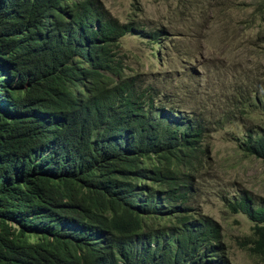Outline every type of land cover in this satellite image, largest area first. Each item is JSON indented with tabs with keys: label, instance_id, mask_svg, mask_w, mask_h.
I'll return each mask as SVG.
<instances>
[{
	"label": "trees",
	"instance_id": "1",
	"mask_svg": "<svg viewBox=\"0 0 264 264\" xmlns=\"http://www.w3.org/2000/svg\"><path fill=\"white\" fill-rule=\"evenodd\" d=\"M133 1L120 19L101 0H0V264H233L194 204L216 169L212 133L233 131L239 158L264 164V0H178L198 11L197 41L218 42L182 53L200 60L178 83L153 67L170 35ZM232 8L255 29L239 43L243 31L222 30ZM126 36L147 45L151 81ZM225 68L227 82L209 74ZM223 191L226 213L250 223L232 239L264 264V197Z\"/></svg>",
	"mask_w": 264,
	"mask_h": 264
},
{
	"label": "rangeland",
	"instance_id": "2",
	"mask_svg": "<svg viewBox=\"0 0 264 264\" xmlns=\"http://www.w3.org/2000/svg\"><path fill=\"white\" fill-rule=\"evenodd\" d=\"M105 9L111 14L122 19L126 16L127 12H130L131 4L133 0H101ZM142 7L141 13L138 15L142 21H144L148 27L163 26L170 37L167 41L171 43L170 52L168 56L163 58V65L154 59L153 67L157 69L163 78H172L173 81L178 83L180 74L182 73V67L184 64H188L191 67L197 66L196 63L200 60L197 56L195 59L187 60L186 55H182L183 52H192L197 50L198 47L205 48V53L208 49L212 50V46H217V41H208L206 36H203L201 41H197V34L199 29L198 11L193 9L188 12L183 10L181 6H178V0H137ZM241 1V0H239ZM249 1V0H244ZM245 11H237L235 8L231 9L232 19L222 22V30L227 32H242L237 36L236 42L239 43L243 40L242 34H255V29H247L242 27L241 20L247 17ZM193 16V17H191ZM230 17V16H229ZM207 29L209 32L206 34L210 37H218V33L213 35V31L217 29L215 19L209 18ZM212 27V29L210 28ZM247 29V30H246ZM149 30V28H146ZM223 33V32H222ZM121 51L133 52L140 57L144 63L143 67L139 71L145 72V78L149 81L151 73L147 67L149 62H146L148 54V47L142 43L137 37L126 36L121 40ZM264 48V42L262 43ZM198 52V51H197ZM163 57V51H161ZM218 55V54H217ZM203 56V55H202ZM219 57H214V64H221ZM133 59L128 60V64L134 68L138 65L134 63ZM229 64L225 63V66ZM222 66V65H220ZM223 67V66H222ZM200 68V67H199ZM198 68V70H199ZM225 74V76L223 75ZM210 76L217 81V79H223L222 81H229V70L218 71L212 70L209 73ZM196 78L189 72L185 78V82L193 83ZM170 81L167 85L170 86ZM183 103H186V99L181 97ZM180 100V102H181ZM189 103L185 106L189 107ZM264 121V118L262 119ZM234 126L225 130H231ZM233 132V131H230ZM229 132V133H230ZM228 133V134H229ZM236 133V132H235ZM228 134L218 131L211 134L208 138L210 156L213 160V168L211 171L203 177H199V191L196 196V202L194 208L201 213L209 215L219 221L225 234L224 240L227 246V256L233 264H259L255 258L248 255L244 250L240 249L236 245V242L232 239V236H240L246 234L249 231L250 223L241 215H231L226 213L223 203L219 201V192L224 189V192L232 194L235 190H248L255 196L264 197V164L255 159H240L239 154L235 153V144L228 139H225Z\"/></svg>",
	"mask_w": 264,
	"mask_h": 264
}]
</instances>
